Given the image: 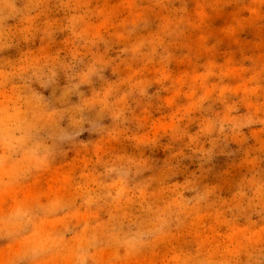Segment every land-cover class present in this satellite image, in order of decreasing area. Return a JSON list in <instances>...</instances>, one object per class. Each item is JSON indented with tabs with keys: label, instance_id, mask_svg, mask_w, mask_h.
<instances>
[{
	"label": "clouds",
	"instance_id": "9594fccd",
	"mask_svg": "<svg viewBox=\"0 0 264 264\" xmlns=\"http://www.w3.org/2000/svg\"><path fill=\"white\" fill-rule=\"evenodd\" d=\"M251 3L255 14L264 0ZM121 4L136 8V0ZM13 8L0 0V12ZM85 15L70 18L83 43L73 41L68 53L0 54V264H129L145 252L159 255L190 217L208 218L211 234L194 250L171 247L159 264H264L260 157L246 153L228 184L212 180L208 167L221 145L243 142L244 129L264 125L260 57H244L250 66L208 59L173 76L171 53L157 55L173 32L166 25L131 40L144 16L130 11L120 26L132 27L116 39L129 41L120 52L144 64L100 88L112 74L98 45L105 52L110 45L86 22L76 31ZM148 65L155 79L145 75ZM186 120L197 122L194 132L182 127ZM185 138L163 166L153 160L161 144Z\"/></svg>",
	"mask_w": 264,
	"mask_h": 264
},
{
	"label": "rangeland",
	"instance_id": "374dc122",
	"mask_svg": "<svg viewBox=\"0 0 264 264\" xmlns=\"http://www.w3.org/2000/svg\"><path fill=\"white\" fill-rule=\"evenodd\" d=\"M11 2L14 5L13 9L0 12V47L3 48L0 54L39 52L41 49L45 52L68 53L72 49L73 41L77 45L83 43L81 38L73 36V30L69 27L70 18L73 15L87 13L85 21L77 23L76 31H79L86 22L91 25L90 33L99 29L108 38L110 45L106 52L105 44L98 45L105 59L111 61L108 71L112 74L110 78L106 76L105 80L100 81V88L106 86L105 82L109 79H126L144 64L143 59L133 61L130 52L127 54L120 52V48L127 46L129 41L116 39L118 33L132 27L130 23L126 27L120 26L121 21L131 20L130 11L132 14L141 11L144 16V20L136 26L131 40L148 33H162L166 25L168 30L173 32L172 35L166 36L164 47L157 48L158 56L165 54L164 48L171 53L169 71L173 76L185 71L199 70L208 59H213L219 64L232 59L234 64L243 62L250 66L251 62L245 61L244 57L252 56L260 57V62L264 63V5H259L257 13L254 14L251 8L257 6L253 5L251 0H161L160 3H157V0H136L135 10L122 5L121 0H11ZM100 10H103L102 14ZM109 12L113 13L112 17L103 25L102 21ZM201 13L204 14L203 22ZM229 29L233 31L229 32ZM149 48L150 46H146L143 51H148ZM145 75L149 79H155L152 65H148ZM243 75L246 77L248 73ZM123 87L127 88V85ZM159 89L160 85L156 84L154 89L149 91ZM241 111H244L243 107ZM261 115L264 116V112ZM184 125H187L189 132H194L197 128V122L189 124L186 120L182 127ZM262 128L264 125H253L243 130L247 138L243 142L221 145L222 151L218 149L217 157L208 166L210 178L223 184L230 183L232 176L239 171L237 166L245 160L246 153L249 159L252 156H259L261 167L264 168ZM186 142V138L183 142H173L169 148L161 144L153 154V160L163 166L172 152ZM185 151L187 152V149ZM189 165L190 162L185 161L183 167L187 168ZM209 222L208 218L197 220L190 217L185 221L178 239L165 241L160 245L159 255L153 257L149 252H145L142 257L130 261L129 264H159L160 255L173 246L186 251L194 250L200 239L211 234L207 229Z\"/></svg>",
	"mask_w": 264,
	"mask_h": 264
}]
</instances>
